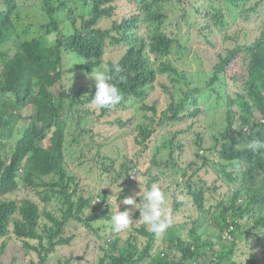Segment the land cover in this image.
I'll return each instance as SVG.
<instances>
[{"label": "trees", "instance_id": "16d2710c", "mask_svg": "<svg viewBox=\"0 0 264 264\" xmlns=\"http://www.w3.org/2000/svg\"><path fill=\"white\" fill-rule=\"evenodd\" d=\"M119 2L129 8L127 13L120 11ZM261 7L264 0H0V260L45 264L51 252L73 243L82 245L85 259L75 260L82 254L71 250L61 264H79L88 260L86 255L97 256L94 264H264V151L248 149L249 142L264 140ZM32 9L33 14L25 11ZM176 15L179 30L173 27ZM23 19L28 21L22 25ZM110 46L121 50L119 58L104 60ZM186 54L205 62L209 77L204 85H190L183 68L189 63ZM102 63H118L122 69L112 73V82L123 100L109 109L94 107L95 83L85 85L80 77ZM160 76L166 82L158 81ZM70 80H75L72 86ZM156 83L172 100L160 113L157 102H148ZM133 107L149 121L137 126L132 144L144 161L146 152L153 151L146 171H140L146 189L168 178L171 167L181 169L174 140L158 139V130L167 125L172 130L177 122L198 116L191 121L195 133L188 141L195 139L196 146L217 156L221 167L214 170L232 187L220 195L216 210L213 205L206 210L203 186L195 180L185 183L198 208L213 211L210 229L217 231L197 233L195 226L188 239L181 233L188 221H178L159 237L142 223L113 232L111 206L116 211L133 207L120 201L133 196L129 176L135 159L126 155L118 169L116 161L101 158L94 140L88 142L91 153L81 154L96 159L98 171L119 189L105 188L100 196L81 188L67 156L85 147L93 116ZM25 120L32 123L24 127ZM112 122L132 125L122 117ZM148 140L150 148L144 147ZM21 189H35L44 203L30 195L21 198ZM15 192L21 199L11 196ZM183 204L175 199L173 209ZM34 252L39 262L28 259Z\"/></svg>", "mask_w": 264, "mask_h": 264}, {"label": "rangeland", "instance_id": "374dc122", "mask_svg": "<svg viewBox=\"0 0 264 264\" xmlns=\"http://www.w3.org/2000/svg\"><path fill=\"white\" fill-rule=\"evenodd\" d=\"M120 6H123L122 9L120 10L121 12H125L127 13L129 8H125L124 7V3L119 2ZM264 7H261V10ZM30 12L31 14L35 13L34 10H25ZM24 11V12H25ZM25 19V18H24ZM21 20L19 23H21L22 25L24 24V22L28 21V20ZM41 20L40 18L38 19ZM43 21V20H42ZM178 15H176L175 19H173V27L177 28L179 30V28L177 27V23H178ZM101 24H107V23H103L101 22ZM108 25V24H107ZM168 26L170 27L169 23ZM186 32H184V37L186 36ZM121 50H119L118 47H112L110 46L107 49V54L104 56V60H108V59H117L119 58V53ZM192 54H186V56L188 57L186 62L189 63H185V66H183V68L185 69V71L189 74L190 78H191V85L192 86H197V85H204L205 80L209 77V71L206 69V64L205 62H200V61H195V57ZM213 57L216 56V53L213 51ZM69 60L72 63L78 62L77 59L70 57ZM191 62V63H190ZM100 70V67H95L94 71H98ZM77 75H79L80 73H76ZM93 73L89 74L88 76L86 75H80L81 77V83L86 82L87 83H95V80L93 77H91ZM165 81V78H161L160 82ZM166 82V81H165ZM68 85H73L75 83V80H70L68 82ZM170 86L171 83L169 84ZM90 86H87V93H90ZM172 90L174 91V88L172 87ZM148 102L150 104H153L154 102H157V109H158V113H160L162 110H164L169 103L171 102V98H170V94H167L166 91H164L159 84L156 83V87L154 89V91L151 93L150 98L148 99ZM95 107V106H94ZM220 112L222 111L223 108H220ZM95 113H98V111H95ZM146 113H144L142 110L133 107L130 108L128 111L126 112H119V113H114L112 115H108L107 117H103V118H97V116H93L94 120L92 123H90L88 129L92 130L91 132H89V134L87 135L86 138V145L85 147H83V150L81 151H77L76 152L72 151L73 154H70L67 156L66 161L69 164V167L71 169V172H75L78 175L80 184H81V188L82 189H89L92 188L94 189V191L96 193H94V195L99 194L100 196L103 195L104 189L105 188H110V190L112 192H116V190H118L119 188L115 187L112 183L111 180H109V177L106 175H103L104 173H102L101 171H98V165L96 164V159L92 158L90 160V158H86L85 156H83L81 153H84L86 156L89 155L90 150L93 148L92 145H88V142L91 141H95L96 142V147L99 146V149L101 150V158L103 157H107L109 164H111L114 161H116L115 165L116 167L119 169L120 163L124 162V157L126 155H129L131 157H134V161L135 163H133V171L131 173H134L135 170H139V175L137 176V180H132L130 181L129 184H131L130 188L132 190V194L134 197L137 196V193L142 191L143 187L145 189V175L144 176H140V171H146L148 165H149V161L153 155V151L152 149H150L148 152H146L145 157H146V161L143 160V157L140 156L138 157L137 155H135L136 149L134 147L133 142H134V135L138 132L137 126L139 124L142 123H148L149 121L147 120ZM118 117H122L124 120H128V119H132L133 121L131 122L132 125H129L127 127H121L119 124L117 123H113L112 121L116 120V118ZM92 118V115H91ZM207 120L208 122H216V120H212V118L210 116H207ZM212 120V121H211ZM24 123V127L27 126V124H31L32 122L30 121H23ZM130 123V124H131ZM188 125V123L186 124ZM199 125V124H198ZM154 127H157V124L153 125ZM202 126V124L200 125ZM136 128V129H135ZM174 129V127H173ZM173 129L171 130V128L167 125L165 129H159L157 134L155 136H158V139H161L162 141H166L170 139V133L173 132ZM176 129V128H175ZM192 132H189L188 134H190ZM211 133L212 130H211ZM184 136L186 134H180V136ZM93 136V138H92ZM161 143V141H160ZM101 144V145H100ZM153 145V142L148 144L145 143L144 147H148L150 148ZM75 149V148H74ZM73 149V150H74ZM81 149V148H80ZM71 152V153H72ZM166 153V152H165ZM82 155V158H84V160H81L79 158V156ZM104 159V158H103ZM100 159V163L101 162H105L104 160L106 159ZM183 160L187 161L188 157L183 155ZM133 161V162H134ZM126 162H128L129 164L132 162H130L129 160H127ZM92 164H94V169H92ZM155 172V168L153 171H150V174ZM50 177V176H49ZM46 177V178H49ZM144 178V181H143ZM139 179V180H138ZM173 179H179V182H181V178L178 177H174ZM121 181V180H120ZM209 181H211V179L209 178ZM154 183V182H153ZM160 186L162 187V189L166 186V187H172V190H177L181 191L184 186H178V183H174L172 180L166 178L164 180H160L159 182ZM231 186V185H230ZM232 187V186H231ZM43 190H46L45 188H41ZM224 190H228L229 186L228 183H225L224 185ZM147 190V189H145ZM35 189H29L28 192L21 189L20 191V196L21 198L26 196V195H30L32 198H34L36 201H38L39 204H43V200H40V198L35 194ZM86 196H88L89 194L86 193ZM11 196L13 198H18L21 199L20 196H18L15 193H11ZM112 196V195H111ZM113 200L116 201L117 200V196L114 195L112 196ZM141 199V197H139ZM140 199L138 202H140ZM214 202V199L209 197L207 200V206H211ZM120 204V202H119ZM172 204V199L171 197H169V202H168V206L170 207ZM192 203L187 202L186 206H183L179 212H175L176 215L173 214V219L174 221L177 220L178 221H188V224L186 225V229H182L181 233L188 239H190V230L192 228L191 222L188 219L187 216H189V214H191V209L189 210L188 208H191ZM134 207V206H133ZM131 207V208H133ZM192 212L197 215L198 212L197 210L194 208L192 210ZM134 213H135V220L139 219L140 215L136 216V211L133 212V217H134ZM135 223H139V221L135 222ZM188 230V232L186 231ZM199 230H201V228H199ZM75 246V248H74ZM82 247V245H81ZM81 247L78 245H65V246H61L58 249V252L60 250V252L62 253V256L64 258H62V256L59 255V253H55V252H51L48 260L45 264H61L60 260L64 262L66 256H64L67 253H70L71 250H75L76 254H82L84 253L83 251H81ZM13 249L12 247V243H9L7 250L11 251ZM22 256H24V254H21ZM5 257V256H4ZM1 258L2 260H0V264H8V260L5 258ZM30 258H34L36 262L39 261V257L37 253H33V256L29 254L28 259ZM62 258V259H61ZM75 260H78L77 257H75ZM18 264H26L25 260H18Z\"/></svg>", "mask_w": 264, "mask_h": 264}, {"label": "clouds", "instance_id": "9594fccd", "mask_svg": "<svg viewBox=\"0 0 264 264\" xmlns=\"http://www.w3.org/2000/svg\"><path fill=\"white\" fill-rule=\"evenodd\" d=\"M121 71L122 69L118 63H113L111 67H108L102 63L100 66V70L93 72L91 77H93L95 80L96 90L92 98V104L96 108L109 109L119 104L123 100V94L120 88L117 87V85L112 82L113 81L112 73L113 72L119 73ZM161 78L164 77L160 76L158 78V81H160ZM171 85L172 88L174 84L171 83ZM176 98L178 100L179 96H176ZM171 102L169 103V105L171 104ZM128 110L129 109L121 112H126ZM187 113L188 112L182 113V115L184 116ZM193 119L197 120L198 116L191 117L190 120H183L177 122V126H175L173 129V134L170 135V139L174 140L173 144L176 155L175 162L181 167V169H176V168L173 169L171 167L172 170L168 175V179L172 180L174 183L177 182L179 187L183 185L184 188L181 191H178V189L173 191L172 187L170 188L166 186L162 189V187L158 182H154L147 190H145L146 188L144 189L143 187H141L142 191L137 193L136 197L134 196L124 197L120 202L123 205L134 206V207L126 208L123 211H121L120 209L116 211L111 206L112 213L110 215V227L113 232L115 233L126 232L130 230L133 223L139 221V223L137 224L142 223L144 226H146L148 231L153 233L155 236L159 237L163 235L169 228L173 229L172 226L174 222H177V220L174 221L173 214L176 215L175 212H179V210L183 206H186L187 202L192 203L190 204L191 208H188L189 210L191 209V214H189L190 217L187 216L191 222L192 229L196 226L197 233H202L203 231H205V228L207 229V233H212L214 231H217L210 229V221L212 218H214V214H212L213 211L211 213H207L200 210L196 205V203H198L199 201H196L194 196L188 193L189 192L187 188V183H189L188 180H195L199 185H202L205 190V194H204L205 209L206 210L208 209L207 200L209 197H211L214 199L212 205L215 207L214 210H216L217 200L219 199L221 194L222 195L224 194L223 186L225 183V180L221 178V175L214 170V166L221 167L218 165L217 156H215V154L213 153L207 152L203 148H200V145L196 146L195 139H190V141H188L189 138L194 136L195 133V129H189L192 124L191 121ZM127 121L132 122L133 120L128 119ZM187 123L188 125H186ZM189 132L192 133L188 134ZM208 132L211 134V130H209ZM182 133L186 135L184 136L182 135L179 137V135ZM149 141L151 140H148L147 143ZM204 148L207 147L204 146ZM66 149L68 150V148ZM248 149L253 153H259L264 151V140H253L249 142ZM183 155L188 157L187 161L183 160ZM212 160H214V162L216 163L215 165L212 164L213 163ZM182 168L184 169L186 174H183L182 171H179L182 170ZM134 170L135 172L131 173V175L129 176L130 181L137 180V176L139 175V170L136 169ZM174 177L181 178V182H179V179L176 180L173 179ZM44 178L46 179V177ZM209 178L211 179V181H209ZM164 179L166 178H162L161 180ZM114 195H116V193ZM139 197H141V199ZM169 197H171L172 199V204L170 207L168 206ZM139 199L140 202H138ZM175 199L184 202V204L181 206L180 209H175V210L173 209L174 208L173 201H175ZM109 204L111 205L110 200H109ZM194 208L198 212L197 215H195L192 212ZM136 210L139 211L140 217L139 219L134 220L133 212ZM172 210H174V213L172 212ZM194 219L199 221L195 223L193 222ZM199 228H201V230H199ZM225 239L230 241L231 240L230 235H226ZM77 256L79 261L85 259V256L83 254ZM86 256L88 260L83 261L79 264H94L98 260L97 256L96 257L92 255H86ZM239 264H246V262L240 261Z\"/></svg>", "mask_w": 264, "mask_h": 264}, {"label": "water", "instance_id": "95a60500", "mask_svg": "<svg viewBox=\"0 0 264 264\" xmlns=\"http://www.w3.org/2000/svg\"><path fill=\"white\" fill-rule=\"evenodd\" d=\"M149 144L151 143V141L148 142Z\"/></svg>", "mask_w": 264, "mask_h": 264}]
</instances>
